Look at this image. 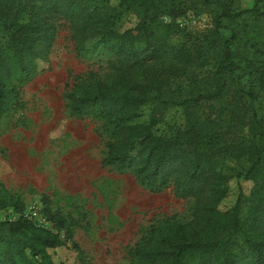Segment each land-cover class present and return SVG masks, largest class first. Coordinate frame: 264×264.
Wrapping results in <instances>:
<instances>
[{"label": "trees", "instance_id": "16d2710c", "mask_svg": "<svg viewBox=\"0 0 264 264\" xmlns=\"http://www.w3.org/2000/svg\"><path fill=\"white\" fill-rule=\"evenodd\" d=\"M191 10L206 11L211 26H181ZM126 11L138 21L121 32ZM263 17L264 0L245 9L237 0H0V123L23 107L20 84L50 59L60 20L76 50L92 38L111 43L104 74L72 76L69 113L101 122L104 166L131 170L153 192L172 186L196 199L190 222L150 227L134 250L139 264H264ZM174 107L178 120L168 118ZM232 178L253 186L222 209ZM2 189V207L16 205ZM43 213L58 231L24 213L0 220V264H55L51 251L67 244L60 230L71 238V224L60 211ZM60 264L87 263L80 255Z\"/></svg>", "mask_w": 264, "mask_h": 264}, {"label": "rangeland", "instance_id": "374dc122", "mask_svg": "<svg viewBox=\"0 0 264 264\" xmlns=\"http://www.w3.org/2000/svg\"><path fill=\"white\" fill-rule=\"evenodd\" d=\"M249 8L254 0H237ZM119 0H111L116 6ZM165 22L172 20L164 16ZM135 12L126 11L116 24L121 32L137 24ZM177 22L189 30L211 26L206 11H188ZM59 35L50 59L40 61L39 71L20 84L23 107L6 114L0 123V220L17 219L32 206L60 211L71 224L60 230L67 244L52 250L55 264L76 263L79 256L87 264H139L134 250L151 226L167 219L188 223L194 217L196 199L183 197L172 186L153 192L142 186L131 170L104 166L101 159L106 140L101 122L72 116L65 93L72 76L90 69L106 72L107 61L114 57L111 43L92 38L82 50L75 49L69 25L59 21ZM264 33V17H263ZM183 79V78H181ZM181 80L174 86H180ZM178 84V85H177ZM180 107L168 113L170 120L181 118ZM221 208L232 206L239 188L249 194L253 182L232 178ZM16 193V205H1L4 190ZM248 205L243 207L247 214ZM45 216V215H44ZM45 227L59 229L47 217ZM39 225V221L36 220Z\"/></svg>", "mask_w": 264, "mask_h": 264}, {"label": "built area", "instance_id": "2783aa9c", "mask_svg": "<svg viewBox=\"0 0 264 264\" xmlns=\"http://www.w3.org/2000/svg\"><path fill=\"white\" fill-rule=\"evenodd\" d=\"M28 218L34 220L36 222V220L39 221V225H44L46 222V218L43 214H41V212L39 211L38 206H32L30 211L28 213L25 214Z\"/></svg>", "mask_w": 264, "mask_h": 264}]
</instances>
